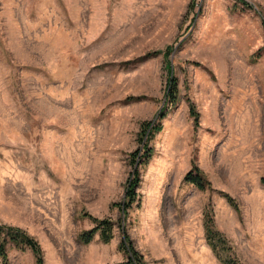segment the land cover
<instances>
[{"label":"rangeland","instance_id":"rangeland-1","mask_svg":"<svg viewBox=\"0 0 264 264\" xmlns=\"http://www.w3.org/2000/svg\"><path fill=\"white\" fill-rule=\"evenodd\" d=\"M147 123L161 129L126 216ZM194 165L212 188L185 181ZM262 177L264 0H0V223L44 264L125 263L126 237L144 264H222L206 213L240 264H264ZM92 218L111 242L81 240Z\"/></svg>","mask_w":264,"mask_h":264},{"label":"trees","instance_id":"trees-1","mask_svg":"<svg viewBox=\"0 0 264 264\" xmlns=\"http://www.w3.org/2000/svg\"><path fill=\"white\" fill-rule=\"evenodd\" d=\"M177 91V81H174L172 86L169 88L167 100V102H170L173 106H176L177 104ZM194 112L195 109H193L192 107V114ZM195 118L197 123L198 116L196 115ZM160 129V126L155 127L153 123L144 124L141 134V142L144 146L131 154L132 163L135 167L128 181L125 201L123 203L116 204L126 216L128 215V211L132 208L133 204L137 201L136 192L142 181L139 168L142 165L146 164L153 156V150L149 147L148 144V133L150 135L156 131H159ZM185 181L192 183L200 191H206L212 188L211 183L206 180L202 170L197 165H194L193 168L186 174ZM261 183L262 185H264V177H262ZM221 193L227 199L228 203L232 207H234L236 211L239 212L240 209L235 199L227 193ZM92 220L96 223V227L93 230L84 233L81 236V240L84 243L89 244L93 241L95 235L97 233H100L103 242H111L114 238L113 222L109 219L99 220L97 218H92ZM205 226L207 231L208 244L216 254L217 258L220 260V262L222 264H240L239 261L235 258L234 250L230 242L220 231L216 229L215 220L213 216H209L208 213H206L205 215ZM10 246H13L14 248L22 251L30 249L36 258L37 264L45 263L42 247L34 237L20 228L0 223V260L2 264H10L8 254V248ZM122 248L128 256V260L125 263L120 264H144L143 256L135 250V247L128 239V237L123 240Z\"/></svg>","mask_w":264,"mask_h":264}]
</instances>
